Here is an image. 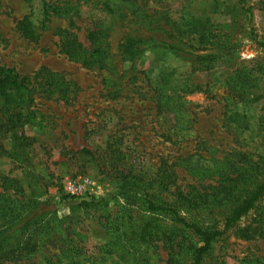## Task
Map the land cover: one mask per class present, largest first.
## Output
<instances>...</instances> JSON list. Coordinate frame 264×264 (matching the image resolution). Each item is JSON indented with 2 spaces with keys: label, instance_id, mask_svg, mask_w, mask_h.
Returning a JSON list of instances; mask_svg holds the SVG:
<instances>
[{
  "label": "rangeland",
  "instance_id": "1",
  "mask_svg": "<svg viewBox=\"0 0 264 264\" xmlns=\"http://www.w3.org/2000/svg\"><path fill=\"white\" fill-rule=\"evenodd\" d=\"M134 1L141 8L142 15L158 20L157 24L166 32L170 29L169 22L203 8L204 12L200 13L204 20L208 19L207 27L212 33L213 44L207 46L210 50L198 54L217 52L220 55L229 51L228 56L218 59L207 71L194 70L188 62H180L155 48H148L132 67L137 79L134 85L143 90L148 89V80L162 70L173 75L166 91L170 97L181 95L179 90L184 86L190 91L200 87V92L197 89L185 97L188 102L186 112L178 114L177 123L165 113L158 117L153 103L138 97L131 83L127 88L124 85L114 88L115 82L106 71L87 69L65 58L60 53L56 35L58 29L67 26L61 15L51 19L49 28L39 35L37 41L30 42L20 35L16 25L33 12V8L37 17L40 4L35 2L32 8L23 0H1L0 65L20 76H30L38 68L45 67L62 73L79 88L75 101L69 105L47 100H37L32 104L29 109L39 114L42 127L26 125L23 133L34 140L28 150V162L38 181L44 185L39 193L43 195L40 199L46 203L39 206L37 213H49L45 218L48 230L41 238L54 237L66 244L72 240L79 248L77 260H88L85 264H165L167 259V251L159 242H156L157 246L151 243L137 246L136 239L129 237L134 249L123 247L119 242L111 244L122 230L128 237L135 223L157 220L166 224L169 220L166 214L148 212L134 194L119 191L120 174L113 168L109 170V165L100 158L110 134L123 136L129 159L125 161L127 165L116 167L118 171L123 170V175L129 169L142 166L154 169L161 159H169L172 163L178 156H189L192 164H208L212 158L222 159L226 152L234 149L264 154V131L258 122L264 111V0H244L247 12L240 9L237 0ZM81 11L82 16L76 24L79 27L77 36L87 47L85 30L97 17L86 13L85 7ZM135 20L137 24L132 23L135 26L128 25L112 34V53H115L113 48L127 29L137 31L140 36L165 37L157 26L146 33L148 30L142 19ZM126 22L127 19L123 24ZM237 71L249 75L252 80L247 84L250 103L235 108V111L246 115L251 125L248 131L236 129L227 119L234 106L226 98L224 83ZM108 89H112L111 96L107 94ZM173 125H176V134L170 139L167 134ZM82 149H87L91 155L81 153ZM8 150V141L0 137V175L17 180L28 194L26 178L19 165L7 156ZM181 166L175 168L177 184L186 186L190 183V175ZM4 199L6 197L0 198ZM81 201L92 203L91 207L72 211L71 207ZM181 214L202 228L215 226L222 229L223 219L220 217L202 213ZM104 227L113 233L106 235ZM247 228L257 229L258 235L251 240L241 238V231ZM51 240L46 244L52 243ZM59 244L53 242V246L49 245L50 252L57 253ZM254 258H264V197L256 209L213 245L204 264H242L246 262L244 260ZM30 262L37 264L39 261Z\"/></svg>",
  "mask_w": 264,
  "mask_h": 264
},
{
  "label": "trees",
  "instance_id": "2",
  "mask_svg": "<svg viewBox=\"0 0 264 264\" xmlns=\"http://www.w3.org/2000/svg\"><path fill=\"white\" fill-rule=\"evenodd\" d=\"M28 6L38 2L35 16L33 12L24 16L17 22V30L20 35L30 41L38 40L39 35L46 31L51 19L61 15L67 22V26L58 29L60 53L69 61L75 62L84 68L106 71L114 80L116 86L127 84L134 85L137 80L132 67L149 49H160L180 62H188L195 70H210L212 64L225 54H198L210 50L212 45V33L208 29V19L202 18L204 9H199L192 14L181 16L178 21L169 22L168 32L163 31L149 15H142L141 8L134 0H23ZM245 1L237 0L241 10ZM86 8V13L95 16L93 23L87 28L85 39L88 46L85 47L79 40L77 21L82 16L81 8ZM2 3L0 0V17L2 15ZM128 22L124 25V20ZM139 19L146 26V33L151 27L162 30L163 36L143 35L137 31L123 33L120 41L111 52L110 39L114 32L127 28L128 25H136ZM144 19V20H143ZM136 23V24H132ZM160 31V30H159ZM0 33V38H1ZM186 39V41H185ZM189 44V45H186ZM191 44V45H190ZM193 44V45H192ZM196 45V47H195ZM147 48V49H146ZM115 58L119 59L115 62ZM129 67L125 68L124 65ZM196 66V67H194ZM174 71V70H173ZM172 71V72H173ZM237 71L235 75L224 83L226 98L234 106L229 111L228 122L236 129L248 131L249 123L246 115L235 111V108L250 103L248 99L247 84L252 82L249 75H241ZM171 73L159 71L152 79L148 80V89L143 90L135 86L137 96L143 100H150L157 110V116L164 113L174 123L178 122L180 115L186 112L188 102L185 97L195 91H201L200 87L190 91L184 86L179 90L182 94L170 97L166 94L167 87L172 80ZM149 78V77H148ZM235 83V85L231 84ZM107 84V82H106ZM239 86V87H238ZM107 94L111 96L112 89ZM78 86L65 78L62 73L54 72L45 67L38 68L30 76H20L14 70L0 65V137L9 143L7 156L19 165L21 174L27 182L28 194L15 179H9L0 175V264H85L77 260L80 252L77 244L68 240L50 238V242H60L57 253H51L47 240L41 238L48 230L45 218L49 213H37L39 206L46 203L40 199L43 195L39 191L44 185L38 181V176L29 166L28 150L32 146L33 139L25 136L23 128L26 125L42 127V119L38 113L29 109L37 100H47L69 105L77 97ZM119 92V91H117ZM118 94V93H117ZM260 128L264 131V111L258 119ZM176 125L168 131V138L176 134ZM81 153L91 155L87 149ZM93 155V154H92ZM124 147L123 136L110 134L105 143V149L100 156L108 169H114L121 176L119 191L132 193L139 198L145 209L152 214H166L169 223L147 221L132 225L127 237L125 230L120 231V236L112 242L134 249L130 238H135L136 245L156 242L161 243L167 251L165 264H204L205 259L211 255L213 245L226 235L239 221L256 209L258 203L264 197V154L238 152L232 150L226 152L222 159H211L208 164L190 163L189 156L175 157V161L169 163V159H161L154 169L144 168L129 169L123 175V170L116 167L127 165L129 158ZM132 162V161H131ZM124 163V164H122ZM142 165V164H139ZM182 165L190 175V183L186 186L177 184L175 168ZM28 180V181H27ZM92 203L81 201L72 206L74 211L79 207L84 210L91 207ZM193 214H205L223 219L222 229L215 226L202 228L194 221H187L182 216ZM106 235L113 233L107 227ZM258 235L257 229L242 230L241 238L254 239ZM42 241V243H40ZM73 242V243H72ZM53 246V245H52ZM157 246V245H156ZM155 246V247H156ZM127 249V250H129ZM111 255L110 253H107ZM90 258V257H89ZM40 259V260H39ZM120 259H122L120 257ZM5 261H8L7 263ZM242 264H264V258L244 260ZM91 264H96L92 262Z\"/></svg>",
  "mask_w": 264,
  "mask_h": 264
}]
</instances>
